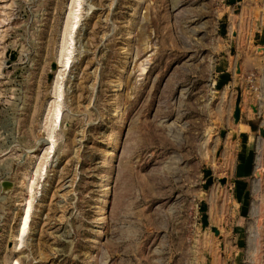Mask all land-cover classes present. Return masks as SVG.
Returning <instances> with one entry per match:
<instances>
[{"label": "rangeland", "instance_id": "1", "mask_svg": "<svg viewBox=\"0 0 264 264\" xmlns=\"http://www.w3.org/2000/svg\"><path fill=\"white\" fill-rule=\"evenodd\" d=\"M262 129L264 0H0V264H264Z\"/></svg>", "mask_w": 264, "mask_h": 264}, {"label": "water", "instance_id": "2", "mask_svg": "<svg viewBox=\"0 0 264 264\" xmlns=\"http://www.w3.org/2000/svg\"><path fill=\"white\" fill-rule=\"evenodd\" d=\"M263 49V48H262ZM240 71V70H238ZM256 110V108H255ZM241 114H242V110H241V96H239L236 100V104H235V109H234V113H233V117H234V121L235 123H239L241 120ZM262 134L264 133V130L262 129ZM234 134V138L237 137V131H233L232 132ZM259 175V173H258ZM2 187H3V191L7 192L10 189H12L13 187V182L11 181H3L2 182ZM213 231H215L216 235L219 234V229L215 226L212 227Z\"/></svg>", "mask_w": 264, "mask_h": 264}, {"label": "bare ground", "instance_id": "3", "mask_svg": "<svg viewBox=\"0 0 264 264\" xmlns=\"http://www.w3.org/2000/svg\"><path fill=\"white\" fill-rule=\"evenodd\" d=\"M76 18H77V16H76ZM68 63H70V62H67V65H69V67H70L71 64H68ZM58 117L60 119V117H61V111H59ZM30 219H31V206H29V208L27 209V211L25 213V216H24L23 223H22V227L20 228V236H19V239H20L21 242H22L24 236L26 235V233H27V231L29 229Z\"/></svg>", "mask_w": 264, "mask_h": 264}, {"label": "crops", "instance_id": "4", "mask_svg": "<svg viewBox=\"0 0 264 264\" xmlns=\"http://www.w3.org/2000/svg\"><path fill=\"white\" fill-rule=\"evenodd\" d=\"M245 1H246V0H245ZM250 1H252V0H250ZM251 3H252V2H251ZM251 3H249V1H247V4H251ZM242 171L244 172V175L247 174V172H246V168H243Z\"/></svg>", "mask_w": 264, "mask_h": 264}]
</instances>
